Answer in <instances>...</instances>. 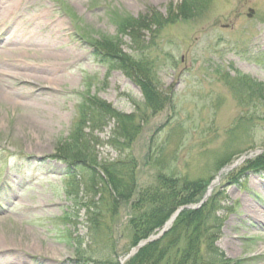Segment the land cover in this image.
I'll return each mask as SVG.
<instances>
[{"label": "rangeland", "instance_id": "obj_1", "mask_svg": "<svg viewBox=\"0 0 264 264\" xmlns=\"http://www.w3.org/2000/svg\"><path fill=\"white\" fill-rule=\"evenodd\" d=\"M183 1L0 0V90L5 92L0 94V264H125L136 253L133 213L126 203L107 219L112 231L104 234L99 251L85 243L94 252L87 260L78 258L77 238L90 239L78 205L94 193L89 178H69L67 164L53 155L68 143L82 116L94 119L87 124L91 129L79 134L86 145L85 137L92 139L89 152L101 159L125 154L136 159L138 190L161 170L208 178L202 199L192 205H203L208 188L204 202L221 191L219 214L225 219L216 244L231 261L264 264V176H249L241 184L226 180L245 160L264 153V100L250 101L247 89L249 80L264 83V0H207L189 17L177 13ZM155 14L172 18L150 29L134 26L133 19ZM120 19L127 24L123 28ZM132 34L148 46L144 53L154 79L169 98L158 114L147 109L143 120L136 117L140 130L133 141L118 137L119 145H128L120 151L108 142L119 134L117 123L109 116L99 122L96 102L137 116L144 98L122 70L99 62L97 51L108 41L136 55ZM9 62L38 67L42 77L2 73ZM238 75L243 80L235 83L247 86L238 90L244 94L227 84ZM244 114L251 119L249 132L237 128L236 137L254 145L218 170L228 131ZM70 192H79L76 204Z\"/></svg>", "mask_w": 264, "mask_h": 264}, {"label": "trees", "instance_id": "obj_2", "mask_svg": "<svg viewBox=\"0 0 264 264\" xmlns=\"http://www.w3.org/2000/svg\"><path fill=\"white\" fill-rule=\"evenodd\" d=\"M206 1L184 0L178 6L177 13L183 17H189L192 13L197 14L205 8ZM170 12L168 11L169 14H171ZM171 18V15L169 18H162L159 14H155L152 18L145 15L144 17L133 19V21L135 22V27L143 30L145 28L150 29L151 27L149 26L152 24L160 26L162 19L170 20ZM119 23H122V28L127 25L125 19H120ZM131 42L133 51L138 50L136 55L127 54L117 43L114 44V42L108 41L100 43L97 51L99 62L111 68L122 70L139 87L144 98L142 105L137 106L138 113H140L137 116L116 111L110 104L105 102H96L99 106L97 108L99 122L109 116L110 120H114L117 123L116 130L119 134H115L108 142L120 151H122L123 146L128 145L127 143L126 145H119L118 137L123 135L125 139L133 141L140 130L139 127L135 126L136 117L142 116L141 119L143 120L147 109L150 110L151 115L158 114L163 110L169 98L168 94H165L159 88L157 80L154 79V74L152 73L153 64H151L144 53V48L148 49V46H144L141 35L140 37H135L132 34ZM241 77L238 75V78H232L227 84L239 94H244L238 90L246 85L238 82L236 86L235 83V81L241 80ZM247 86L250 93V101L253 98H255V102L264 100L262 96L264 95V83L253 79L249 80ZM142 106H144V109H142L143 115L140 112ZM93 120L92 117L90 119V116L89 118L82 116L78 123L74 125L75 127L67 140L68 143L63 144L59 148L58 154L53 155L67 164V172L71 171L69 174L71 179L76 178L80 174H84L89 178V191L94 193L93 199L82 200L84 203L78 205L79 211L84 209V219L88 228V235L90 236V239L87 238L86 240L85 237L82 240H79L80 237L77 238L78 241L75 245L78 246L76 252L80 260L82 258L85 260V257L87 260L89 253L94 252L84 245L85 243L90 242L99 251L100 242L104 239V234L112 231L111 223L107 219H109L111 214H115L117 208L122 204L130 203V209L133 213V217H131L129 222L132 229L131 243L137 245L156 231L162 229L179 208L199 202L206 191L209 181L208 178L188 179L177 175H169V173L161 170L157 172L152 183L144 185L138 190V164L132 155L125 154L123 157L120 155L119 158L113 160L101 159L97 157L98 155L88 151L87 145L93 142L92 139L88 141L87 138L89 136L85 137L87 145L79 139V134L81 132L84 133L86 127L90 128L87 124L94 123ZM250 120L244 114L240 117L238 125L228 131L229 137L224 143L226 153L217 162L216 167L218 170L230 163L234 156L244 152L246 150L244 147L254 145H250V141H238L235 133L237 128L247 130L246 127L249 125ZM130 126L136 129L131 131ZM247 131L249 132V130ZM90 134L91 132L87 135ZM126 134L127 136H125ZM70 141H75V144L69 143ZM75 171L78 172L76 173ZM229 175L230 177H227L226 180H229L230 184H241V182L252 175H264V153L246 160ZM78 193L70 192L69 194L71 201L75 202V204L78 202ZM101 193V198L95 199V196ZM220 193L221 191L214 192L197 209L184 208L167 232L160 238L142 246L126 264H239V261H231L227 258L216 244L222 235L225 219L223 215L219 214L221 210L218 205ZM135 195L137 198L133 200ZM225 210L231 212L230 208Z\"/></svg>", "mask_w": 264, "mask_h": 264}, {"label": "bare ground", "instance_id": "obj_3", "mask_svg": "<svg viewBox=\"0 0 264 264\" xmlns=\"http://www.w3.org/2000/svg\"><path fill=\"white\" fill-rule=\"evenodd\" d=\"M0 22H1V20H0ZM7 66H8L7 68H3L2 73H11L16 78L26 76V77H35V78L41 79V77H42V76H38L39 74H37V73H39L38 67L32 69V68H29L30 66H27L26 64L17 63V62H9V64H7ZM9 71H11V72H9ZM2 93H5V92L3 90H0L1 95H2ZM224 171H226V169ZM210 189H209V192H210ZM252 207H253L252 204H248L249 209ZM171 219L172 220H170L169 222L166 223V225L164 226V229H168L171 226L173 219H174V216Z\"/></svg>", "mask_w": 264, "mask_h": 264}]
</instances>
